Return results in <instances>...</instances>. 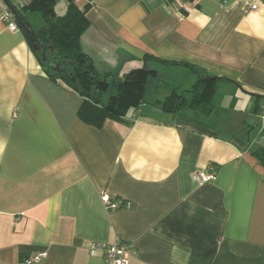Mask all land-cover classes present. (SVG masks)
Here are the masks:
<instances>
[{
    "label": "crops",
    "instance_id": "obj_1",
    "mask_svg": "<svg viewBox=\"0 0 264 264\" xmlns=\"http://www.w3.org/2000/svg\"><path fill=\"white\" fill-rule=\"evenodd\" d=\"M73 3L90 5L79 43L100 74L156 73L123 122L89 125L82 98L0 19V264L39 251L36 264H105L88 245L115 241L128 264H264V166L251 151L264 147V100L255 111L246 92L264 95V0ZM185 62L220 77L212 114L154 104L158 89L165 99L198 81ZM210 166L213 181L191 178Z\"/></svg>",
    "mask_w": 264,
    "mask_h": 264
},
{
    "label": "trees",
    "instance_id": "obj_2",
    "mask_svg": "<svg viewBox=\"0 0 264 264\" xmlns=\"http://www.w3.org/2000/svg\"><path fill=\"white\" fill-rule=\"evenodd\" d=\"M6 1L17 12V16L12 14L18 27L19 19L28 21L30 28L39 39H45L47 45L40 40V43L44 45L41 46L42 49L36 51L24 34L44 75L54 82L63 84L65 88L82 98L77 110L80 120L95 127H100L107 118L115 122H123L127 113L137 109L144 101L146 79L149 75L156 73L153 69L143 65L124 74L121 80L112 81L108 74H100L95 69L91 57L82 51L79 36L87 27L84 9H87L89 4H86L82 11L73 3V0H67L65 13L58 15L54 10L55 0H23L21 4L11 0ZM33 14H39L42 18L41 24L36 28L28 20V17ZM147 59L161 63H178L144 55L143 60ZM181 64L198 75V81L187 91L189 95L172 91L165 99L155 101L154 104L170 113L189 108L205 115L210 114L212 100L218 88L217 80L220 77L202 72L196 65L186 62ZM246 92L255 98L254 110H258L257 103L261 99L264 100V95L247 90ZM105 94H107L106 97ZM251 151L258 162L264 166V147H254Z\"/></svg>",
    "mask_w": 264,
    "mask_h": 264
},
{
    "label": "built area",
    "instance_id": "obj_3",
    "mask_svg": "<svg viewBox=\"0 0 264 264\" xmlns=\"http://www.w3.org/2000/svg\"><path fill=\"white\" fill-rule=\"evenodd\" d=\"M256 5H252L251 8H255ZM0 19L5 23L6 27L11 31L19 29L14 16L6 4V0H0ZM216 173L213 166H210L206 170H198L191 174V178L199 184H205L215 179ZM101 199L104 203L106 210H115L119 206L112 201L105 193L101 195ZM88 248L92 254L100 251L103 254L105 264H128V256L132 255L130 246L115 241L110 244L91 242ZM45 251H39L33 253L23 259L25 264H36L46 257Z\"/></svg>",
    "mask_w": 264,
    "mask_h": 264
},
{
    "label": "rangeland",
    "instance_id": "obj_4",
    "mask_svg": "<svg viewBox=\"0 0 264 264\" xmlns=\"http://www.w3.org/2000/svg\"><path fill=\"white\" fill-rule=\"evenodd\" d=\"M65 4H66V0H55V2H54V8H55V10L57 11V12H59L60 10H61V8L62 7H64L65 6ZM28 20L31 22V24L36 28L37 26H39L40 24H41V22H42V18H41V16L39 15V14H33V15H30L29 17H28ZM218 82H217V86H218ZM218 89V88H217ZM169 93V90H157L155 93H154V96L152 97L153 99L155 98V99H158V98H160L161 100L160 101H162L164 98H163V96H164V94L165 93ZM185 95L186 96H188V94L187 93H185ZM107 96V94H105V97ZM161 96V97H160ZM220 97V96H219ZM219 100H220V98H217L216 99V102H219ZM157 101V100H156ZM212 109H211V112H210V114H212V112H213V110H214V108H215V105H214V102H213V100H212V107H211ZM185 109H187V108H185ZM184 110V109H183Z\"/></svg>",
    "mask_w": 264,
    "mask_h": 264
},
{
    "label": "water",
    "instance_id": "obj_5",
    "mask_svg": "<svg viewBox=\"0 0 264 264\" xmlns=\"http://www.w3.org/2000/svg\"><path fill=\"white\" fill-rule=\"evenodd\" d=\"M6 4L10 11L17 16L16 10L6 1ZM18 24L20 29L24 32V34L27 37V40L32 44V47L36 50L39 51L41 46H43V43H40V39L38 35L30 28V23L28 21H24L23 19L18 20ZM52 48V45H50ZM43 53V52H42Z\"/></svg>",
    "mask_w": 264,
    "mask_h": 264
},
{
    "label": "flooded vegetation",
    "instance_id": "obj_6",
    "mask_svg": "<svg viewBox=\"0 0 264 264\" xmlns=\"http://www.w3.org/2000/svg\"><path fill=\"white\" fill-rule=\"evenodd\" d=\"M40 40H41V42H43L44 44H46L44 38H40ZM46 45H47V44H46ZM40 49H42V47H41Z\"/></svg>",
    "mask_w": 264,
    "mask_h": 264
}]
</instances>
